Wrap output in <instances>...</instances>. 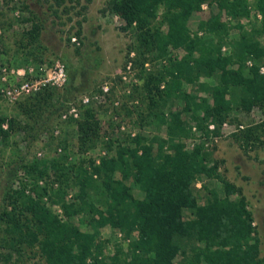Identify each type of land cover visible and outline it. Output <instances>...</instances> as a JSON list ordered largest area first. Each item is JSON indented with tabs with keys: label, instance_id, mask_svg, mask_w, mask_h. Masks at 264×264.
<instances>
[{
	"label": "rangeland",
	"instance_id": "obj_1",
	"mask_svg": "<svg viewBox=\"0 0 264 264\" xmlns=\"http://www.w3.org/2000/svg\"><path fill=\"white\" fill-rule=\"evenodd\" d=\"M246 1L250 14L240 18V22L248 30L259 27V14H253V0ZM161 10L160 6L151 26L161 23ZM216 10L214 2L203 1L187 20L189 31L213 36L200 28L199 22ZM224 19L227 28L213 37L221 52L231 49V40L237 35L233 26L237 19ZM33 24L36 30L29 38L25 31ZM258 38L264 44V34H258ZM181 53V49L169 48L166 54H158L155 48L145 47L134 24L125 27L124 20L107 7V0H0V77H34L56 64L63 66L66 76L61 85L42 86L51 96L40 109H23L38 89L14 100L0 93V115L16 122L6 138H0V211L7 202L5 192L20 197L30 195L93 236V253L98 261L93 263V259L87 258L86 264H97L115 253L126 254L136 230L127 233L110 224L97 226V214L88 212L76 196V175L81 168L91 170L90 160L98 163L102 156L133 146L134 135H139L140 141L151 142L153 151L158 138H168V110L180 109L184 102L175 94L158 96L150 75L169 68L170 57ZM252 62L246 59L245 66ZM200 81L212 79L200 77ZM163 86L164 79L159 82V87ZM181 87L192 92L204 91L198 84L191 87L182 82ZM84 96L88 97L85 102ZM71 106L75 110L70 111ZM85 108L91 110L97 121V134L93 141L83 145L77 124ZM182 118L190 131L188 137L180 140L189 146L202 144L207 153L205 162L216 160L225 177L241 188L259 239L258 255H264V124L259 125L264 120L263 110L256 105L247 111L232 106L219 123L209 122L203 129L196 127L188 111L182 113ZM247 126H255V137L246 142L242 131ZM92 178L94 184L97 176L93 173ZM131 186L137 194V187ZM191 188L202 203L207 189L221 192L222 185L215 178L199 175ZM63 204H70L73 209L68 215ZM5 226L0 218V264H43L38 245L18 239ZM172 261L185 264L184 254L177 253Z\"/></svg>",
	"mask_w": 264,
	"mask_h": 264
},
{
	"label": "trees",
	"instance_id": "obj_2",
	"mask_svg": "<svg viewBox=\"0 0 264 264\" xmlns=\"http://www.w3.org/2000/svg\"><path fill=\"white\" fill-rule=\"evenodd\" d=\"M203 1L214 2L217 7L199 22V27L213 36L191 33L187 26L190 14ZM160 6L161 23L153 27L151 20ZM107 7L124 20L125 27L134 24L141 44L148 49L155 48L158 54H166L169 48L182 50L179 56L170 57L169 68L150 75V79L154 78L152 88L158 96L175 94L184 103L180 109L168 110V138H158L154 151L151 142L140 141V136L134 135L133 146L102 156L98 163L90 160V171L81 168L77 172L76 196L88 212L97 214V226L110 224L127 233L136 230L126 254L115 253L97 264H174L173 257L180 252L185 264H264V255H258L259 239L241 188L225 177L216 160L205 162L207 153L202 144L189 146L180 140L188 137L190 131L183 122L184 111L191 114L200 129L209 122L219 123L232 106L247 111L256 105L264 112V44L258 38V34H264V0H253L259 27L248 30L240 22V18L250 14L246 0H107ZM225 16L237 19L233 25L237 35L231 40V49L221 52L213 37L227 28ZM35 30L33 24L25 32L32 38ZM75 33H79V28ZM246 59L253 62L245 66ZM200 77H210L212 82L200 81ZM162 79L164 86L160 88ZM182 82L191 87L198 84L204 91L186 90L181 87ZM50 96L51 92L42 87L23 109H40ZM83 111L77 128L79 142L86 145L97 134V121L90 109ZM15 123L14 118L0 115L1 139L6 138ZM263 124L264 120L259 125ZM254 132L255 126L245 127L244 140L254 138ZM93 173L97 176L94 184ZM199 175L215 178L222 185L221 192L207 189L202 203L191 188ZM131 184L137 187V194ZM4 197L7 202L0 218L5 221L6 230L20 240L36 243L43 264H86L87 258L93 263L98 261L89 232L30 195L20 197L5 192ZM62 206L66 215L73 210L70 204Z\"/></svg>",
	"mask_w": 264,
	"mask_h": 264
},
{
	"label": "built area",
	"instance_id": "obj_3",
	"mask_svg": "<svg viewBox=\"0 0 264 264\" xmlns=\"http://www.w3.org/2000/svg\"><path fill=\"white\" fill-rule=\"evenodd\" d=\"M74 39V37H72ZM263 67H259V71H262ZM19 73V71H16ZM23 71H21V74ZM65 71L61 64H56L50 71H46L42 75L34 77H20L18 80L12 79V77L6 78L5 75L0 77V93L8 98L9 100L16 99L21 94H27L34 90H37L44 86L46 83H55L61 85L65 81ZM104 89L107 88V85H104ZM88 97H82V101H87ZM70 111L75 110L74 106H71ZM3 127H6V123L1 124ZM211 126V125H210Z\"/></svg>",
	"mask_w": 264,
	"mask_h": 264
}]
</instances>
